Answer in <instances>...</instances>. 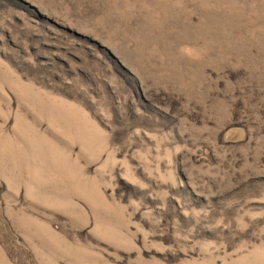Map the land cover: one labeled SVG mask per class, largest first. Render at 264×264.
Segmentation results:
<instances>
[{
	"label": "rangeland",
	"instance_id": "obj_1",
	"mask_svg": "<svg viewBox=\"0 0 264 264\" xmlns=\"http://www.w3.org/2000/svg\"><path fill=\"white\" fill-rule=\"evenodd\" d=\"M0 264H264V0H0Z\"/></svg>",
	"mask_w": 264,
	"mask_h": 264
}]
</instances>
